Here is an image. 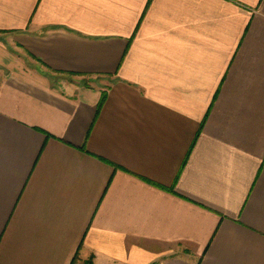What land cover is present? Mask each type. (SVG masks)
<instances>
[{
    "label": "crops",
    "instance_id": "1",
    "mask_svg": "<svg viewBox=\"0 0 264 264\" xmlns=\"http://www.w3.org/2000/svg\"><path fill=\"white\" fill-rule=\"evenodd\" d=\"M0 31V264H264V0H0Z\"/></svg>",
    "mask_w": 264,
    "mask_h": 264
},
{
    "label": "trees",
    "instance_id": "2",
    "mask_svg": "<svg viewBox=\"0 0 264 264\" xmlns=\"http://www.w3.org/2000/svg\"><path fill=\"white\" fill-rule=\"evenodd\" d=\"M104 98H105V94L102 93V96H101V99L99 101L98 106L101 105V103L104 100ZM83 264H93L92 258L87 259ZM152 264H157V263H152Z\"/></svg>",
    "mask_w": 264,
    "mask_h": 264
},
{
    "label": "rangeland",
    "instance_id": "3",
    "mask_svg": "<svg viewBox=\"0 0 264 264\" xmlns=\"http://www.w3.org/2000/svg\"><path fill=\"white\" fill-rule=\"evenodd\" d=\"M10 34H11V33H8V32L3 33V32L0 31V38H1V39H4V40H5V39H8V37H10ZM70 78H71V77H70ZM70 78H69V77H66L65 79H66V80H69ZM72 79H75V80H76V78H73V77H72Z\"/></svg>",
    "mask_w": 264,
    "mask_h": 264
}]
</instances>
